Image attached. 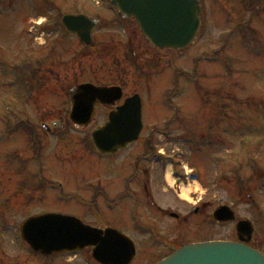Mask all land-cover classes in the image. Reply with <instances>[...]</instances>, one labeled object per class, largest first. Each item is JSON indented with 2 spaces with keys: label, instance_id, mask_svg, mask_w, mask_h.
Listing matches in <instances>:
<instances>
[{
  "label": "rangeland",
  "instance_id": "rangeland-1",
  "mask_svg": "<svg viewBox=\"0 0 264 264\" xmlns=\"http://www.w3.org/2000/svg\"><path fill=\"white\" fill-rule=\"evenodd\" d=\"M202 5L201 34L193 47L179 52L153 48L134 20L118 15L111 0H0V264L16 257L21 264H91L89 249L76 256L41 257L23 241L21 226L28 217L46 210L84 214L88 210L81 200L86 199L85 184L92 182L100 185L102 193L96 203L103 208L98 210L97 220L92 215L89 219L97 225L104 221L127 230L139 245L156 249L154 238L140 236L131 229L135 209L130 195L116 200L118 193L128 187L137 193L136 180H132L136 170L129 162L133 159L124 162L133 148L114 157L95 155L91 150L92 127L103 123L108 111L100 108L96 121L85 131L67 127L73 143L65 151L57 149V153L73 159L69 166L57 158L49 170L38 165L30 170L26 167L29 156L15 147L20 139L10 126L21 119H68V92L82 82L121 85L125 96L139 93L146 126L153 123L157 127L154 133L146 129L142 137H153L159 147L174 156L178 151L173 149L182 148L186 151L183 161L199 174L183 190L187 189L188 195L192 192L193 201L233 200L237 220L252 221L254 235L262 239L264 248V205L258 208L250 200L244 201L249 193L256 196L254 185H236L230 180L234 174L225 181V173L222 175L220 170L231 157L243 154L250 158L249 165L250 161L257 162L258 171L264 174V0H202ZM67 12L99 18L92 44H82L77 36L57 27ZM35 21L43 24L41 40L27 34L28 29L38 32L33 28ZM22 61L26 71L43 77V88L35 95L39 101L36 106H25L29 94L14 77L18 73L13 68ZM169 120L177 121L167 125ZM167 129L170 130L166 132ZM165 165L169 163L166 161L153 173L154 186L164 180ZM240 185L244 189H239ZM229 189L235 193L230 194ZM155 192L162 207L180 214L181 219L174 220L156 211L161 217V231L169 232L167 239L181 243L237 235L236 222L209 221L208 213L213 207L208 206L206 214L194 215L190 203L179 210L183 204L174 195L162 190L153 191L154 195ZM108 196L113 204L110 210L103 200ZM261 196L264 197V185ZM141 211L140 206L138 213ZM144 211L155 218V210ZM178 221L184 223V234L177 233V229L181 230ZM145 247L144 251L151 252ZM158 250L161 253L164 249L158 246ZM152 254V258L157 255ZM144 257L134 264H147L149 258Z\"/></svg>",
  "mask_w": 264,
  "mask_h": 264
},
{
  "label": "water",
  "instance_id": "water-1",
  "mask_svg": "<svg viewBox=\"0 0 264 264\" xmlns=\"http://www.w3.org/2000/svg\"><path fill=\"white\" fill-rule=\"evenodd\" d=\"M113 3L120 15L134 17L144 36L161 49L183 50L199 34L202 22L199 0H113ZM63 23L71 33L90 43L98 20L84 14L66 15ZM122 97V88L118 86L80 84L70 91V119L88 127L98 105H113ZM142 128V101L136 94L113 110L105 125L93 130L92 141L101 154H113L134 143ZM215 217L218 221H231L234 213L219 209ZM22 230L25 240L45 255L73 253L94 246L93 256L101 264H130L136 254L134 242L125 234L111 228L103 231L90 227L72 216L49 213L33 217ZM238 234L241 240L250 239L253 228L249 221L238 224ZM157 264H264V254L238 242L211 241L187 244Z\"/></svg>",
  "mask_w": 264,
  "mask_h": 264
},
{
  "label": "flooded vegetation",
  "instance_id": "flooded-vegetation-1",
  "mask_svg": "<svg viewBox=\"0 0 264 264\" xmlns=\"http://www.w3.org/2000/svg\"><path fill=\"white\" fill-rule=\"evenodd\" d=\"M34 39H38V38H34ZM42 80H43V77L35 76L34 82L33 81L30 82L27 86L24 87L26 93L29 94L28 95L29 99H28V102L25 103V106H28L29 104H31L32 106H36L37 104H39V101L35 98V95H39L41 88H43L42 86H40V84H41L40 82ZM32 85H34V86H32ZM31 95H34V96L31 97ZM118 104H120V103H118ZM69 106H70V104H69ZM101 108L104 109V107H101ZM104 110L106 111L107 109L105 108ZM105 120H106V117H105ZM67 127H69V129L74 128L76 131L87 130V129H82V128L75 126L70 120H68L67 118H64V117L60 118V119H54V120L21 119L17 124L10 126L9 129H10V131L15 129L14 131L18 132L20 141L17 142L19 144L15 145V147L23 149L22 152H25L26 155L29 156L26 159V162L28 163L26 165V167L30 170H34L36 168V165H38L41 169L45 168V169L49 170V168L51 166L54 167L57 158H59L61 161H64L67 166H69L73 160L72 158H71V160H68L67 158H65L64 156H66V154H64V155L62 154V156H61L60 154L57 153V149H59L60 151H62V150L65 151V149H67L69 146L71 147V145L73 143L72 138L68 136L69 129H67ZM51 139H54V143L51 142ZM51 143H53V144H51ZM157 146H158V144H156L152 139L147 140V139L143 138V139L139 140L138 148L140 150L138 151V149H137L135 151L134 155H132L134 153V151L130 152L128 157L125 158L126 159L125 161H127L128 159H133L132 161H130V163H133V165L136 166V173H135L134 177L132 178V180L133 179L136 180V182L134 184L137 185V188H136L137 193L131 192L132 190L130 189V187H128V189L125 192L122 190L123 192L118 193L116 200L123 199V198L130 195L129 199L133 203H135L136 212H137V209L141 206V208H142L141 212L142 213L145 212L144 210H148V209H151V212H152V210H155V212L157 211L158 213L162 211V212L166 213V216L168 215V216L174 218L175 220H180V216L178 214H175L173 211H169L168 208L162 207V205L160 203H158L157 200H155L153 198L152 191H153L154 182H152L153 181L152 176H153V173L157 169H160L163 167V164L160 162H157L155 160L150 161L149 159H151L155 155L159 156L160 158L170 157L166 154L165 151L158 149ZM121 152H123V151H121ZM121 152H119L118 154H120ZM94 153H95V155L97 154V155L101 156L97 152H94ZM248 160L249 159L247 157L246 158L240 157V160H237L233 163L227 162V164H228L227 167H229V169H230V175H232V174L235 175V178L230 179V180H233L232 182L236 183V185L241 184V185H248L251 187L253 184L254 185L253 189L255 190L256 196L258 195V197L256 198V196L254 194L249 193V196L247 195V198H245L244 201L250 200L251 204L253 203V204H255L256 207L260 208L264 205V197L261 196V190H262V187L264 185V181H263L264 174H262L260 171H258L257 167L259 164L257 162L250 161L251 164L249 165ZM260 163H261V161H260ZM247 168H249V169H247ZM80 172H82V171H80ZM97 172L99 173V171H97ZM248 174H249V176H248ZM250 175H251V178H250ZM163 178H164V180L161 182V184H159L160 187L163 184L161 189L166 190V191L174 190L167 183L166 174L163 176ZM227 180H229V178H227ZM241 185H240L239 189L240 188L244 189V187H242ZM59 186L61 187L62 185L59 184ZM99 186H100L99 183H87V184H85L86 199H83L82 202L84 204H86V206H84V207H86V209L88 211L85 212L84 214L80 215V216L75 215L74 213H72L73 211H70V210L61 211V210L53 209V210H48V211H55V212H60V213H64V214L75 215V216L83 219L86 223H89L93 226H97V227H101V228L113 226V225H109V224L97 225L94 223V220L89 219V215H92L91 214L92 212H90V210H92L94 208L96 210V207L98 209L103 208L102 206H98V205L93 208V207L89 206V204H87V202H90V201L95 203L96 200L99 198L98 195H100L102 193L101 190H99L100 189ZM92 188H95V189L93 191H91L90 189H92ZM247 189H249V188H247ZM59 192H63V190H59ZM175 192L177 193L178 190H175L174 192L172 191V194H174V196L176 197ZM258 192H259V194H258ZM88 193H90V194H88ZM229 193L233 194V193H235V191H231V189H229ZM245 194H247L246 191H245ZM236 199L239 200V198L235 197V200ZM103 200H104L105 204H107V206H109L111 204V203H109V202H111V200L109 199V196ZM204 201L205 200L199 199L198 201L195 202L197 206H195L193 208V214L194 215L206 214L207 213L206 209L208 206L213 207L212 211H214L217 208V206L221 205V204L231 203L230 204L231 206L234 205L233 200L229 203L221 202V201H219V203H216V201H215V203H213L214 201H210V200H208V202L204 203ZM184 205H187V204L183 203V205L181 207H179V210L184 209V207H183ZM155 206H157V208ZM44 212H47V210ZM95 212H96V214H95L96 216H94V217H97L99 215V213L97 211H95ZM185 212H187V211H185ZM236 212H237V210H236ZM137 214H138V212H137ZM141 214H138L139 216H137V220L134 224L133 231L135 233L139 234L140 236H143V237L149 236V238L152 236L153 233L160 235V232L157 231L158 227L162 228V226L159 223L160 222V216L156 215L155 218H153L149 215L146 216V214H142V215ZM188 215H190V211L187 213V217L185 218L184 222L188 221ZM208 215H210V213H208ZM143 219L146 221L145 224H144ZM113 227H115V226H113ZM178 227L179 228L183 227V223L178 224ZM120 230H122V229H120ZM170 232H174V231L172 230ZM181 232H182V230L177 229L178 234ZM163 233H165L167 235V233H169V232L163 231ZM177 239H179V238H177ZM228 239L233 240V241H239L238 237H236V236L235 237L231 236V238H228ZM248 244L257 248V249H260L264 252V248L262 246L263 241L261 238L255 237V235H254L251 238V240L248 242ZM142 245L143 246L140 245V249H141V252L139 254L140 258H142V256H145L144 258H148L150 256L152 257L154 255V254H152V252L157 253V255H155V257H153V259H150L149 261H147L148 264H154V263L160 261L161 259H163L168 254L172 253L176 248H178L180 246V244H178L177 241L169 240L164 236L162 239V244L159 246V247H162L164 249V250H161V253L158 252V251H160V249L158 250V248H156L154 251L146 252L143 250V248L145 247L144 243ZM6 264H21V263L19 261V257H16L13 261L6 263ZM95 264H98V263H95Z\"/></svg>",
  "mask_w": 264,
  "mask_h": 264
},
{
  "label": "bare ground",
  "instance_id": "bare-ground-1",
  "mask_svg": "<svg viewBox=\"0 0 264 264\" xmlns=\"http://www.w3.org/2000/svg\"><path fill=\"white\" fill-rule=\"evenodd\" d=\"M170 181L173 183L174 182V179L170 177ZM187 189L183 190L182 191V198H185V199H189V195L187 194Z\"/></svg>",
  "mask_w": 264,
  "mask_h": 264
}]
</instances>
